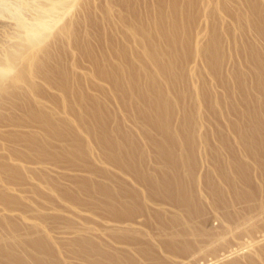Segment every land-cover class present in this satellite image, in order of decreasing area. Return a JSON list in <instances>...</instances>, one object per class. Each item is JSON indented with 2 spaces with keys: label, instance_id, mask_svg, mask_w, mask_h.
Wrapping results in <instances>:
<instances>
[{
  "label": "rangeland",
  "instance_id": "1",
  "mask_svg": "<svg viewBox=\"0 0 264 264\" xmlns=\"http://www.w3.org/2000/svg\"><path fill=\"white\" fill-rule=\"evenodd\" d=\"M12 2L0 264H264V0Z\"/></svg>",
  "mask_w": 264,
  "mask_h": 264
},
{
  "label": "bare ground",
  "instance_id": "2",
  "mask_svg": "<svg viewBox=\"0 0 264 264\" xmlns=\"http://www.w3.org/2000/svg\"><path fill=\"white\" fill-rule=\"evenodd\" d=\"M13 0H0V7L2 6H4V7H10V8H12L13 7V4L15 5V3H13L12 2ZM16 2V1H15ZM24 3V2H23ZM9 5V6H8ZM10 5H12V7L10 6ZM41 6V5H40ZM2 7L0 8V9H2ZM17 7H19V6H17ZM13 9V8H12ZM15 9H16V7H15ZM18 9V8H17ZM2 11V10H1ZM13 11V10H12ZM35 27V26H34ZM31 28V27H30ZM29 28V29H30ZM27 29V28H26ZM34 28H31L30 30H33ZM35 30H36V28H35ZM29 32V31H28ZM32 39V38H31ZM33 40H36L35 38H33ZM1 54H4V53H1ZM10 55H12V53H10ZM1 56V55H0ZM8 59H10V58H8ZM11 60V59H10Z\"/></svg>",
  "mask_w": 264,
  "mask_h": 264
}]
</instances>
